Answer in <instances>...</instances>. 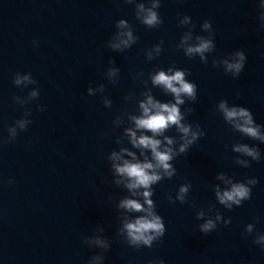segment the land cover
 <instances>
[{
  "label": "clouds",
  "instance_id": "clouds-1",
  "mask_svg": "<svg viewBox=\"0 0 264 264\" xmlns=\"http://www.w3.org/2000/svg\"><path fill=\"white\" fill-rule=\"evenodd\" d=\"M128 4L135 5L136 19L147 28H158L162 23V17L159 15L158 9L161 6V0H144V2L137 3L136 0H125ZM261 9L259 13V20L261 27H264V0L259 4ZM191 24V28H195L190 16L184 15L183 20L178 21V26ZM117 29H130V23L125 19H120L116 22ZM202 31L208 33V36L195 35L194 43H189L193 40V32L190 30L185 32L176 44L177 49H182L185 56L188 58L199 57L204 64L208 63V57L205 53L213 52L215 49L214 38L215 33L212 30L211 22L206 20L201 25ZM139 37L133 35L132 30L118 31L115 38L107 42V46L113 51L123 52L130 49ZM164 41L153 45L152 51L158 57L163 51L162 45ZM34 46H38L36 41H33ZM147 59H153L152 53L147 54ZM246 55L243 50H238L234 53V59H224L212 61L213 67H219L222 63L225 74H230L233 78L240 75L245 67ZM112 67H108L106 77L112 83L118 82L120 69L115 67L114 61H109ZM190 73L186 69L175 67H168L167 70L157 69L149 73V79L152 87H158L163 92L172 97V100L161 102L156 99L151 89L143 91L141 96L143 99L137 100L138 108L136 114H130L124 111L123 114L131 122V126L124 128L123 136L127 138L131 148L138 150L133 151L128 147H120L119 151H111L107 160L111 162L110 168L113 184L117 187L123 186L131 193L132 197H124L119 200L117 208L124 210L126 213H141L135 218H130L125 215L122 221V227L119 228V234L130 247L152 248L154 243L160 241L166 232V226L163 217L158 214L156 210V203L152 199L154 194V185L159 184L165 179H172L177 174L172 161L183 154L188 153L190 148L205 135L199 124H191L186 121V116L190 114L193 109L187 108L184 111L181 107L185 105L186 101L195 102L197 99V85L189 81L186 77ZM143 75V73H141ZM13 82L18 87L27 88L29 85H38L31 73H15ZM104 92L103 84L98 89L89 87L87 93L89 96H94L96 92ZM40 96L39 87H34L29 91L26 99L20 101V106L29 104ZM19 100V96L13 98ZM131 96H126L125 101H130ZM105 107L112 106L111 99H103ZM46 105H41L39 111H44ZM215 111L219 113L225 123L231 129L239 133L242 137H248L252 140L264 143V125L256 123L252 112L243 106L232 105L229 106L227 100H220ZM31 115L30 110H26L24 117L17 119L12 126H10L7 137H0V144L13 143L20 131H24L31 123L29 119ZM122 123L121 116H117L113 121L116 128H119ZM175 128L179 134L176 136L166 135V133ZM119 142V141H117ZM178 145V147H176ZM227 148V146H226ZM232 152L239 154L234 158V162L245 168L249 167V159L252 161L261 160V152L258 147L250 146L247 143H234L231 147ZM125 155L129 158H125ZM118 177V178H117ZM216 179L224 181L227 186L221 189L220 185H214L213 191L216 201L225 209L231 210L234 206L239 207L246 200L251 199L252 187L258 181L254 177L247 178L246 181H235L232 177H227L223 172L216 176ZM9 184L12 180L9 179ZM192 185L190 183L181 184L173 198L169 195L170 203H186L188 194ZM215 205H210L207 208L208 212H212ZM205 210L198 209L195 213L196 219L203 221L198 228L199 231L205 235L217 229L218 221L223 219L219 211H216L215 217L209 216L205 219ZM257 222L259 218H256ZM231 219L223 220V224L228 225ZM96 231L103 234L105 228L101 225L96 226ZM245 232L249 235L255 232L253 244L258 245L264 250V233L255 231V223H249L245 226ZM84 243L89 247L95 245L102 249L103 252L99 255H93L88 264H95L99 261L104 262L103 253L110 248V240L102 235H95L85 237ZM149 264H165L163 259L151 260Z\"/></svg>",
  "mask_w": 264,
  "mask_h": 264
}]
</instances>
